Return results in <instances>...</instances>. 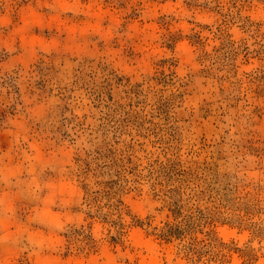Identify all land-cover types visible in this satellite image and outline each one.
<instances>
[{
  "label": "rangeland",
  "instance_id": "374dc122",
  "mask_svg": "<svg viewBox=\"0 0 264 264\" xmlns=\"http://www.w3.org/2000/svg\"><path fill=\"white\" fill-rule=\"evenodd\" d=\"M0 264H264V0H0Z\"/></svg>",
  "mask_w": 264,
  "mask_h": 264
}]
</instances>
